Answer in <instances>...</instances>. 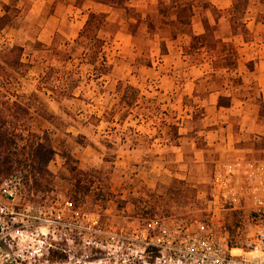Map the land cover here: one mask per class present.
Wrapping results in <instances>:
<instances>
[{
  "label": "rangeland",
  "instance_id": "rangeland-1",
  "mask_svg": "<svg viewBox=\"0 0 264 264\" xmlns=\"http://www.w3.org/2000/svg\"><path fill=\"white\" fill-rule=\"evenodd\" d=\"M0 1L9 4L12 15L10 24L0 32V45L21 46L22 61L27 65L24 73H14L11 83L0 91L12 100L17 97L20 103L28 106L29 129L39 135L43 144L55 150L47 167L59 177L49 192L35 193L28 192L23 174L16 171L0 177V188L5 179L20 178L22 193L34 207L42 208L52 218L64 212L69 220L73 212L65 202L72 201L71 187L66 180L60 179L67 174L61 155L67 150L77 160V166L88 171L93 180L83 205L73 208L97 217L100 229H125L124 233L135 235L139 231L134 230L141 229L150 219L161 222L169 218L200 220L212 224L216 233L225 234L230 246L245 248L255 233L245 218L247 209L235 211L213 203L211 183L215 169L224 162L237 157L264 160V113H259L261 92L258 86L245 79L243 88L222 89L221 103L230 107L218 114L202 107L200 98L208 86L215 87V84L201 80L197 87L195 85L198 97L194 98L192 93L188 96L192 102L184 105L185 93L193 88L187 81L191 60L186 57V63H182L179 55L177 58L171 55L166 64L161 60L168 46L175 51L183 50L189 41L188 36L181 34L171 39L170 25L160 22L173 14V11L160 12L168 0H135L133 5L142 16L140 33L134 38L130 36L129 41L123 40L120 47L112 43L118 30L112 37L109 32H101L102 37L109 39L105 54L115 70L100 78H94L92 65L84 56L86 51L81 44L69 42L59 33L50 44L36 40V21L28 14L30 0ZM106 7L108 20L118 21L125 32L120 14ZM2 12L0 4V15ZM208 15L211 17L210 13ZM200 27V22L192 26L193 32ZM176 29L178 27L173 32H177ZM234 43L238 51V42L234 40ZM152 62L171 78H138L141 69L148 70ZM204 67L211 71L208 63ZM119 81L137 87L145 96L139 107L128 108L121 123L116 122L123 111L116 105ZM54 86L58 94L49 90ZM193 104L204 110L195 123L191 121ZM51 113L53 117L48 118ZM223 113H227L232 125L229 138L226 131L221 130V124L206 125L212 117L223 119L220 116ZM111 115L114 121L110 123L104 116ZM206 116L208 118L204 119ZM99 118L101 120L97 121ZM168 130L176 131L177 135L168 134ZM220 133L224 136L221 139L218 138ZM79 134L85 136L84 145L75 139ZM208 140L217 143L207 146ZM173 178L187 182L196 191L195 195L184 202L171 198L167 187ZM0 201L4 202L1 189ZM57 241L60 248L51 250L36 264H145V260L155 255L149 257L143 253L138 242L134 245L116 243L109 241L106 235L99 236L98 248L74 236L73 240L58 238Z\"/></svg>",
  "mask_w": 264,
  "mask_h": 264
},
{
  "label": "trees",
  "instance_id": "trees-1",
  "mask_svg": "<svg viewBox=\"0 0 264 264\" xmlns=\"http://www.w3.org/2000/svg\"><path fill=\"white\" fill-rule=\"evenodd\" d=\"M84 1L56 0V2L70 3L78 8L82 7ZM92 1L107 5L119 13L120 18L125 22L126 32L132 37L138 36L142 16L133 6L135 0ZM261 1L264 2V0ZM255 3L254 0H233L229 8L220 10L210 0H202L201 2L199 0H168L164 5V10L160 9L162 14L173 11L170 17L160 19L164 25H170L171 39L174 40L177 34L188 36L189 41L183 47L182 52L191 60V64L196 66L204 63L209 64L211 71L196 82V87L201 80L211 81L210 83H214L215 87L208 86L203 97L200 98L201 100L205 99L212 89L222 90L235 88V86L241 88L246 86L238 72V51L233 38L241 36L244 41L252 39L246 20L248 8ZM0 4L3 11L0 15L1 32L12 21V15L9 13L10 6L8 3L0 1ZM194 21L202 24V33L195 34L193 32L192 24ZM176 27H178L176 29L178 31L173 32ZM119 28L118 21H109L107 13L87 12L86 20L78 31L75 42L84 47L86 51L84 56L88 57V62L92 65L94 78L108 76L112 70V65L108 62L105 54V45L109 39L100 34L101 32H109L110 37H112ZM22 53V47L17 44L0 45V88L11 83L14 73H24L27 70V65L22 61ZM218 72L221 74L219 75ZM248 86L250 87V85ZM49 90L52 94L59 93L56 86L49 88ZM116 92L118 97L116 105L123 109L116 122L121 123L127 115L128 108L139 107V102L145 99V96L140 94L137 87L122 81L117 83ZM69 94L74 97L72 93ZM193 97H198L197 89L194 90ZM183 100L184 105H187L186 102H192V98L188 96H185ZM258 102L259 113H264L261 95ZM222 104L220 98L219 105ZM192 107L194 109L191 121L195 123L203 116L204 110L197 104H193ZM50 117H53V113L48 116V118ZM30 118L28 106L20 103L17 97L12 100L6 93L0 91V177L10 176L19 171L23 174L22 180L28 186V192H49L56 180L59 179L47 167L56 152L53 148L43 144L39 135L30 131L28 126ZM104 119L110 123L114 121L112 115L109 118L104 116ZM100 120L101 118L97 119V121ZM169 133L174 134V137L177 135L176 131L173 133L168 130ZM174 137L171 135L170 140L173 141ZM75 139L84 145L85 136L79 134ZM61 155L64 158L63 167L67 174H63L60 179L69 183L73 201L71 202L76 209L84 203V198L93 183L92 176L88 171L77 166V160L67 150L62 151ZM195 192L187 182L176 178H173L167 187V194L182 202L189 199L190 195L193 194L194 196Z\"/></svg>",
  "mask_w": 264,
  "mask_h": 264
},
{
  "label": "built area",
  "instance_id": "built-area-1",
  "mask_svg": "<svg viewBox=\"0 0 264 264\" xmlns=\"http://www.w3.org/2000/svg\"><path fill=\"white\" fill-rule=\"evenodd\" d=\"M22 185L20 178L10 177L0 188L4 199L0 201V264L39 263L60 248L58 238L68 241L74 236L98 248L99 236L104 235L116 243L138 242L149 257L155 253L145 264H264V160L237 157L218 166L212 178L213 203L235 211L247 209L245 218L255 233L245 248L230 246L225 234L200 220L150 219L129 235L125 229H100L97 217L79 213L71 201L65 202L73 212L69 220L64 212L52 218L24 197Z\"/></svg>",
  "mask_w": 264,
  "mask_h": 264
},
{
  "label": "crops",
  "instance_id": "crops-1",
  "mask_svg": "<svg viewBox=\"0 0 264 264\" xmlns=\"http://www.w3.org/2000/svg\"><path fill=\"white\" fill-rule=\"evenodd\" d=\"M210 1L220 10L229 8L233 2V0ZM30 2L31 5L28 9V14L32 16L36 21L37 33L35 38L42 44H50L56 33L61 34L65 40L73 43L77 37L78 31L81 29L85 22L88 11H98L105 13L109 12L106 7L107 5L97 3L92 0H85L81 8L74 7L70 3L56 2V0H30ZM254 2L256 3L248 8V17L246 20L247 27L252 34V39L249 41H244L241 36H236L233 38V40H235V42L237 41L239 45V74L242 76L244 83L248 80H251L258 86L264 103V2H262L261 0H254ZM210 20L212 21L211 17ZM198 23V21H194L192 26ZM200 28L201 29H198L197 32L194 29V33H202V24ZM130 36L131 35L126 33V31L124 32L123 28H120L116 32L112 43H115L120 47V43H122L123 40L129 41ZM171 55H174V58H177V55H179L182 63H186V56L183 55L181 48H179L178 51H175L171 47L169 48V46L167 53L162 54V57L164 59L161 60H163L166 64L171 60ZM246 64H248L247 69ZM241 65L243 66V68ZM204 66L205 63L200 66L191 65L188 67V73L190 75L187 81L188 83H191V85H193V88H191L190 92L188 91L185 93L187 96H192V93H194L193 91L195 90L196 82L200 80L205 74L209 73V70ZM114 70L115 66L112 67L111 74L114 73ZM196 72L199 73L196 74ZM138 78L145 80H164L165 78L170 79L171 76L163 73L160 68H156L154 63L152 62V66H150L148 70L141 69ZM220 93L221 90L212 89L208 96L200 101L202 107H204L205 110L209 111L210 113L212 111H217L218 114L219 112L221 113L223 109H228L230 106L219 105V100L222 97ZM220 116H223V119H216L215 117H212L208 121L209 124L207 123L206 125L221 124V130L226 131V137L229 138V131H231L232 125L227 119L228 115L227 113L226 115L225 113H223ZM207 118L208 117L206 116L204 119ZM221 134L222 133L218 134L219 139L224 137L223 135L221 137ZM213 139H215L216 141V138ZM215 143L217 142H210L208 140L206 145H215Z\"/></svg>",
  "mask_w": 264,
  "mask_h": 264
}]
</instances>
